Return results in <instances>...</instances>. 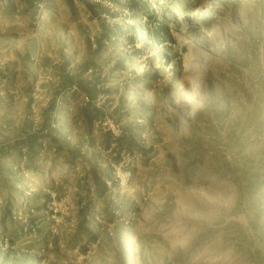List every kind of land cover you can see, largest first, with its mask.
<instances>
[{
	"label": "rangeland",
	"instance_id": "obj_1",
	"mask_svg": "<svg viewBox=\"0 0 264 264\" xmlns=\"http://www.w3.org/2000/svg\"><path fill=\"white\" fill-rule=\"evenodd\" d=\"M0 128V264H264V0H0Z\"/></svg>",
	"mask_w": 264,
	"mask_h": 264
},
{
	"label": "crops",
	"instance_id": "obj_2",
	"mask_svg": "<svg viewBox=\"0 0 264 264\" xmlns=\"http://www.w3.org/2000/svg\"><path fill=\"white\" fill-rule=\"evenodd\" d=\"M3 134H4V130L0 128V155L15 152V141H16L15 139L16 138L12 139L13 136L11 138L7 137L6 138L7 141H5V138L2 139ZM7 167H13V166H7Z\"/></svg>",
	"mask_w": 264,
	"mask_h": 264
},
{
	"label": "trees",
	"instance_id": "obj_3",
	"mask_svg": "<svg viewBox=\"0 0 264 264\" xmlns=\"http://www.w3.org/2000/svg\"><path fill=\"white\" fill-rule=\"evenodd\" d=\"M106 190V188H104V191Z\"/></svg>",
	"mask_w": 264,
	"mask_h": 264
},
{
	"label": "built area",
	"instance_id": "obj_4",
	"mask_svg": "<svg viewBox=\"0 0 264 264\" xmlns=\"http://www.w3.org/2000/svg\"><path fill=\"white\" fill-rule=\"evenodd\" d=\"M87 100H88V98H87Z\"/></svg>",
	"mask_w": 264,
	"mask_h": 264
}]
</instances>
